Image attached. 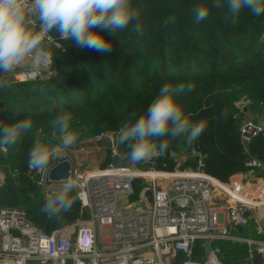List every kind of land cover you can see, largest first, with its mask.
Here are the masks:
<instances>
[{
    "label": "trees",
    "instance_id": "trees-1",
    "mask_svg": "<svg viewBox=\"0 0 264 264\" xmlns=\"http://www.w3.org/2000/svg\"><path fill=\"white\" fill-rule=\"evenodd\" d=\"M213 2L132 0L141 8L143 35L132 33L130 28L120 34L103 32L112 47L104 54L80 49L53 33L50 76L7 82L0 73V120L7 123L28 114L33 121L30 132L15 147L6 155L0 153L4 173L0 209H24L30 222L47 232L87 219L89 212L78 197L71 211L59 217L50 219L42 213L50 192L47 194L45 187L31 177L36 172L27 167L30 148L42 135L52 137L51 121L61 112L72 114L71 130L76 136L80 130L87 137L119 133L133 117L146 112L166 83L194 85L193 91L178 97V103L192 122L203 121L206 128L192 143L185 137L170 140L165 155L150 160L158 170L173 172L183 156L188 160L182 168H195L202 158L204 172L227 183L232 176L248 170L247 159H259L264 164V131L246 150L241 141L242 124L236 116V105L242 100L264 109V15L255 17L244 10L234 24L226 8H214ZM197 5L209 7L204 21L195 20L192 10ZM108 165L147 166L144 162L133 167L127 156L113 155L111 150L103 167ZM257 177H264V169L257 171ZM133 186L132 199H136L143 181L135 179ZM215 246L220 249L221 261L228 264L224 256L231 248L222 241ZM204 252L203 244L197 242L195 262H202ZM177 260L182 261V255Z\"/></svg>",
    "mask_w": 264,
    "mask_h": 264
},
{
    "label": "built area",
    "instance_id": "built-area-1",
    "mask_svg": "<svg viewBox=\"0 0 264 264\" xmlns=\"http://www.w3.org/2000/svg\"><path fill=\"white\" fill-rule=\"evenodd\" d=\"M27 71L22 67L13 74L19 82L43 79L53 73V64L35 79H28ZM240 131L248 150L264 129L246 122ZM104 138L102 134L90 140L81 152ZM110 140L114 142L113 137ZM121 148L110 150L119 155ZM246 167L247 180L229 184L206 174L202 158L195 168L178 165L173 172L160 171L151 161L135 169L108 165L82 171L75 167L73 175L82 185L78 198L89 217L47 232L31 223L24 209H0V264H201L194 260L197 242L203 244L204 251L205 245L213 244L205 264H220L215 243L221 240L247 243L251 256L258 253L264 264V241L236 239L231 234V228L246 227L253 210L264 219L260 214L264 177H257L264 164L250 158ZM41 175L39 184L43 185L46 175ZM135 179H141L143 187L132 199ZM2 186L0 180V189ZM148 191L151 200L145 197ZM219 195H223L222 201ZM103 232H108V237L102 236ZM179 255L182 261L177 260Z\"/></svg>",
    "mask_w": 264,
    "mask_h": 264
},
{
    "label": "clouds",
    "instance_id": "clouds-1",
    "mask_svg": "<svg viewBox=\"0 0 264 264\" xmlns=\"http://www.w3.org/2000/svg\"><path fill=\"white\" fill-rule=\"evenodd\" d=\"M212 7L226 8L234 24L244 10L255 17L264 15V0H214ZM192 11L196 22L209 16V7L204 5L195 6ZM143 27L141 8L132 0H0V73L8 75L27 67V78L35 79L42 69L53 64V33L80 49L107 54L112 47L103 32L120 34L130 28L132 33L143 35ZM193 88L191 83L164 84L146 112L119 129L116 142L129 146V165L165 155L170 140L185 137L192 143L200 137L205 122H192L178 103V97ZM72 119L70 112H61L51 121V140H35L28 153L30 171L47 176L54 161L66 157L77 140L71 130ZM32 127L28 114L7 123L0 120V149L15 147ZM55 183L59 187L51 190L41 209L50 219L71 211L82 187L79 178L72 174Z\"/></svg>",
    "mask_w": 264,
    "mask_h": 264
},
{
    "label": "crops",
    "instance_id": "crops-1",
    "mask_svg": "<svg viewBox=\"0 0 264 264\" xmlns=\"http://www.w3.org/2000/svg\"><path fill=\"white\" fill-rule=\"evenodd\" d=\"M3 76H4L5 79L6 78L15 79L13 73L8 74V75H4L3 74ZM103 143H104V141L102 143H92V144L89 145L88 150H86L85 152H79V153H81V155H84L85 153H88V154H90V153L100 154V153H102V148L103 147L101 148V145ZM84 156H86V155H84ZM105 159H104V161H105ZM187 160H188V157H185V156L181 157L180 158V162H179L178 165L183 166L187 162ZM104 161H102L101 163L95 164V166H92L91 162L88 161L85 165H83V167H79L78 166L77 168L82 170V171H86L88 169H93V168H96V167H99V166H103ZM37 175L39 176V181L43 180L41 174L37 173ZM245 178L247 180L246 173L245 172H241V173H238V174L232 176L230 178V180L227 183H224V184H229V183L235 182V181H237V182L238 181H243ZM0 180L3 181L4 178L0 179ZM40 186L45 187L47 194H48V192H51L52 189L59 187L58 184L48 185L46 183L43 184V185H40ZM218 198H219V201H222L223 200L222 199L223 195H219ZM257 213H258L257 209L251 211L250 220H249V223L246 225V227L240 228V229L231 228L232 237H234L236 239L251 240V241H255V242L264 241V219L260 220L258 218ZM260 214L264 216V208L260 209ZM102 236H104V237L107 236L108 237V232H103ZM221 241L223 243L227 244V246L231 248V251H229L228 255L226 254L224 256L226 261L228 260V264H236V262H241V261H243V263L241 262V264H256V262H255V254L256 253L254 254L253 257L251 256L250 246L247 243H245V242H236L235 240H221ZM218 258H219L220 264H224L221 261V259H220L221 258L220 254H219ZM201 264H205V263L201 262Z\"/></svg>",
    "mask_w": 264,
    "mask_h": 264
},
{
    "label": "rangeland",
    "instance_id": "rangeland-1",
    "mask_svg": "<svg viewBox=\"0 0 264 264\" xmlns=\"http://www.w3.org/2000/svg\"><path fill=\"white\" fill-rule=\"evenodd\" d=\"M8 80H13V79H5V81L8 82ZM14 81H18L17 78L14 79ZM237 111H236V116L240 120L241 124L243 125L246 122H252L255 125H258L264 129V109L257 104H254L251 101H240L236 105ZM106 135V138H104V143L101 145L102 148V153L100 154H95V153H85L84 155H81V148L84 147L90 140L95 139L96 137L102 135H93L90 137L84 136L85 132H82L81 130L77 132V140L74 145H72L66 153V156H69L73 162L75 163V167H83L88 161L91 162L92 166H95V164L101 163L104 161L106 158V155L108 154V151H110V148L115 146L117 149H120L122 146L118 145L117 137L118 133L115 132H110V133H103ZM110 137L114 138V142L110 140ZM52 137L42 135L39 139L41 142H47L51 140ZM0 153L6 155V151L3 149H0ZM150 160L145 162L146 164L149 163ZM134 167V166H133ZM183 167V166H181ZM131 168V167H128ZM135 169V168H132ZM33 181L39 183V179L37 178V173L31 176ZM4 178V173L2 170V166H0V179Z\"/></svg>",
    "mask_w": 264,
    "mask_h": 264
},
{
    "label": "water",
    "instance_id": "water-1",
    "mask_svg": "<svg viewBox=\"0 0 264 264\" xmlns=\"http://www.w3.org/2000/svg\"><path fill=\"white\" fill-rule=\"evenodd\" d=\"M128 149H129V146L127 144L125 145V147L122 146L121 154L124 156H127L129 154ZM191 150H192V145H189L188 152H190ZM74 172H75V163L69 156L57 159L54 161V164L50 168L48 175L45 177L46 184L48 185L56 184L55 182H58L59 180L67 177L70 174L73 175ZM147 186L151 187V184L147 183ZM151 196L152 195L150 191L146 192L145 197L147 199L151 200ZM212 249H213L212 243H208L207 245H205V255L202 258L203 263L208 262V253H210ZM255 262L256 264H262V258L258 253L255 254Z\"/></svg>",
    "mask_w": 264,
    "mask_h": 264
}]
</instances>
